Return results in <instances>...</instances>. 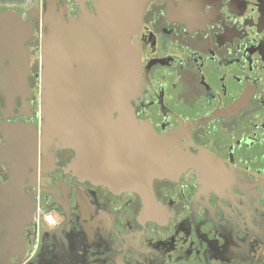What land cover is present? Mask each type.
I'll return each mask as SVG.
<instances>
[{
	"label": "flooded vegetation",
	"instance_id": "1",
	"mask_svg": "<svg viewBox=\"0 0 264 264\" xmlns=\"http://www.w3.org/2000/svg\"><path fill=\"white\" fill-rule=\"evenodd\" d=\"M56 4L79 18L76 0ZM9 12L23 47L0 66V264H264V0H153L132 38V114L170 144L174 169L153 182L156 215L139 194L75 172L72 150L42 143L45 0H0ZM26 74L9 104L3 77Z\"/></svg>",
	"mask_w": 264,
	"mask_h": 264
},
{
	"label": "water",
	"instance_id": "2",
	"mask_svg": "<svg viewBox=\"0 0 264 264\" xmlns=\"http://www.w3.org/2000/svg\"><path fill=\"white\" fill-rule=\"evenodd\" d=\"M76 1L82 11L71 20L65 6L45 0L42 143L72 150L75 172L95 177L107 187L139 194L146 211L156 215L161 207L153 182L174 173L166 155L170 144L150 125L140 127L131 106L142 87L140 50L132 38L141 31L153 0H95L94 12L84 7L83 0ZM21 27L19 15L0 14V66L8 52L19 53L23 47L17 33ZM28 34L29 39L30 29ZM3 79L8 87L2 93L13 104L22 86L27 88V74ZM35 132L32 128L30 138L34 136L35 141L28 148L34 164ZM23 165V161L17 163L11 175L10 188L16 196L24 191Z\"/></svg>",
	"mask_w": 264,
	"mask_h": 264
},
{
	"label": "rangeland",
	"instance_id": "3",
	"mask_svg": "<svg viewBox=\"0 0 264 264\" xmlns=\"http://www.w3.org/2000/svg\"><path fill=\"white\" fill-rule=\"evenodd\" d=\"M35 89H36V91H37V94H38V92L40 91V87H39V86H37V87H35Z\"/></svg>",
	"mask_w": 264,
	"mask_h": 264
}]
</instances>
